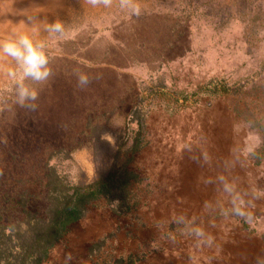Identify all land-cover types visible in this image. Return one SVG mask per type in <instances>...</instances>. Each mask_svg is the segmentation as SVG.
Segmentation results:
<instances>
[{
  "label": "rangeland",
  "instance_id": "1",
  "mask_svg": "<svg viewBox=\"0 0 264 264\" xmlns=\"http://www.w3.org/2000/svg\"><path fill=\"white\" fill-rule=\"evenodd\" d=\"M134 3L0 0V37L37 29L52 70L22 103L0 75L2 223L32 236L48 182L115 166L127 200L88 204L43 264H264V0Z\"/></svg>",
  "mask_w": 264,
  "mask_h": 264
},
{
  "label": "trees",
  "instance_id": "2",
  "mask_svg": "<svg viewBox=\"0 0 264 264\" xmlns=\"http://www.w3.org/2000/svg\"><path fill=\"white\" fill-rule=\"evenodd\" d=\"M226 90L222 88L221 92ZM138 140L130 151L138 148ZM119 170V167L113 166L104 178L83 187L48 182V214L45 218L29 222L30 226L38 230L32 236L26 237L20 233L13 237L10 229L2 223L0 215V264H43L50 249L64 237L69 226L84 215L88 204L110 196L120 201L127 200L126 187L130 184L129 180L135 178V174L132 170ZM68 190H71L70 194Z\"/></svg>",
  "mask_w": 264,
  "mask_h": 264
},
{
  "label": "clouds",
  "instance_id": "3",
  "mask_svg": "<svg viewBox=\"0 0 264 264\" xmlns=\"http://www.w3.org/2000/svg\"><path fill=\"white\" fill-rule=\"evenodd\" d=\"M93 6L103 4L110 6L112 0H87ZM122 7L130 9L132 14L139 15L140 8L134 3V0H120ZM37 18L28 17L27 23H33ZM37 29H32L25 32H13L5 37H0V62L7 60L10 64L7 71H4L3 65L0 64V75H6L15 82L16 91L19 100L22 103L25 99L35 100L37 92L34 88H30L28 80L33 82H45L52 75V70L49 67V58L46 54V44L42 39H34L32 32ZM45 31L50 36H63L64 28L61 22L55 21L45 25ZM78 82L81 85L88 83L87 74L78 73ZM256 143L259 144V138H256ZM251 151V148H249Z\"/></svg>",
  "mask_w": 264,
  "mask_h": 264
},
{
  "label": "bare ground",
  "instance_id": "4",
  "mask_svg": "<svg viewBox=\"0 0 264 264\" xmlns=\"http://www.w3.org/2000/svg\"><path fill=\"white\" fill-rule=\"evenodd\" d=\"M4 20H6V19H4ZM12 21V20H11ZM6 27H10V25H8L7 23H6Z\"/></svg>",
  "mask_w": 264,
  "mask_h": 264
}]
</instances>
